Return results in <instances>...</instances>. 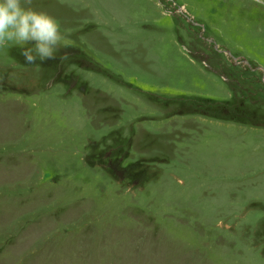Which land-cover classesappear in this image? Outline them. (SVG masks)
Listing matches in <instances>:
<instances>
[{
  "label": "rangeland",
  "instance_id": "rangeland-1",
  "mask_svg": "<svg viewBox=\"0 0 264 264\" xmlns=\"http://www.w3.org/2000/svg\"><path fill=\"white\" fill-rule=\"evenodd\" d=\"M0 264H264V0H0Z\"/></svg>",
  "mask_w": 264,
  "mask_h": 264
}]
</instances>
